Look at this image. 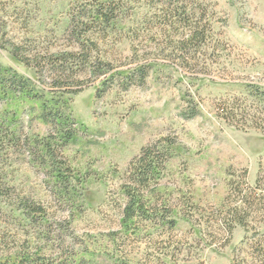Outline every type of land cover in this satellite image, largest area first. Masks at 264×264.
<instances>
[{
  "label": "rangeland",
  "instance_id": "1",
  "mask_svg": "<svg viewBox=\"0 0 264 264\" xmlns=\"http://www.w3.org/2000/svg\"><path fill=\"white\" fill-rule=\"evenodd\" d=\"M97 1L114 8L107 26L90 21ZM84 50L88 62L50 58ZM141 64L144 83L118 74ZM0 72L22 76L37 97L0 88V120L15 118L0 130V251L74 254L83 264H231L244 230L224 243L213 211L230 172L246 170L254 183L264 131L230 124L216 107L242 97L264 106V0H0ZM43 101L76 128L66 143L49 139L52 156L41 144L50 130ZM161 138L166 162L147 194L157 210L126 221L128 163ZM20 200L41 205L44 219Z\"/></svg>",
  "mask_w": 264,
  "mask_h": 264
},
{
  "label": "trees",
  "instance_id": "2",
  "mask_svg": "<svg viewBox=\"0 0 264 264\" xmlns=\"http://www.w3.org/2000/svg\"><path fill=\"white\" fill-rule=\"evenodd\" d=\"M108 3L97 1L91 9L92 24L109 23L115 18L113 14L114 8H107ZM110 7V6H109ZM175 17V15L173 16ZM172 24L179 21V16L174 18ZM83 25H89L86 22ZM79 25L76 24L72 29V34H77ZM190 33L186 41H193L198 37L197 26L189 27ZM86 55L76 57L77 52L66 51L62 53L51 54L50 58L53 61H77L83 59V62H88L90 50H84ZM16 58L20 61H25L26 56L18 54L19 51L15 48ZM124 72V73H122ZM118 74L124 75L125 78L137 79V84L144 83L147 71L144 65H136L131 70L119 71ZM64 72L60 73L53 80V86H62L60 81L63 79ZM59 81V82H56ZM133 81V80H132ZM25 80L22 76L14 73L5 75L0 72V88L3 91L11 90L13 92H21L30 98H37L36 94L27 89ZM134 83V82H130ZM251 87V86H250ZM253 90H257L255 87ZM53 91V90H50ZM52 93V92H51ZM240 100L237 105L236 101ZM260 99H255L248 103L246 97L241 99L226 98L217 104L216 109L218 115L224 121L233 124L234 121L242 123L250 122L257 129L264 131V106L260 104ZM43 101L41 104L40 117L44 122L49 124V136L42 140L41 144L45 149L46 156L53 155L54 150L51 146L52 139L57 138V141L66 143L75 134V122L62 108ZM249 104V105H248ZM249 106V107H248ZM253 111V114L250 112ZM195 112H191L186 117H191ZM14 120L6 121V118L0 120V130L10 131V125ZM9 133V132H8ZM13 134V133H10ZM49 139L51 141H49ZM165 138L150 142L140 148L139 152L129 161L126 170V184H123L122 189L126 196V202L123 207L124 220H132L151 215L157 209L151 205L147 194L152 191L151 186L156 182L160 171L166 162V153L162 146ZM167 144H170L169 142ZM53 176L57 181H64L63 170L59 165L53 164ZM230 178L227 182V191L223 201L214 209L213 217L216 224L217 232L224 239V243H228L231 233L236 226H240L244 230V235L237 245L231 250V264H264V163L259 164L258 172L253 184L246 180L247 171L230 172ZM25 211L34 215L35 220H42L45 217L44 210L41 205L29 203L20 200ZM28 213V214H29ZM58 261L51 258L38 256L35 252H30L28 247L20 248L17 251L7 252L0 251V264H83V258H75L74 254L58 257Z\"/></svg>",
  "mask_w": 264,
  "mask_h": 264
}]
</instances>
